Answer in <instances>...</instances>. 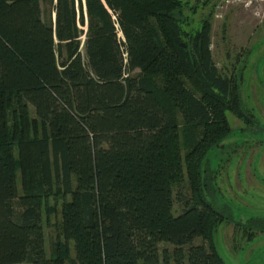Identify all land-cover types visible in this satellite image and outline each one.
<instances>
[{"label": "trees", "instance_id": "trees-1", "mask_svg": "<svg viewBox=\"0 0 264 264\" xmlns=\"http://www.w3.org/2000/svg\"><path fill=\"white\" fill-rule=\"evenodd\" d=\"M84 4L82 53L75 0H55L54 25L39 0H0V264H65L67 245L44 249L51 199L75 264H170L160 243L174 245L173 264H225L211 204L192 197L173 212L183 167L198 189L226 112L243 114L234 76L213 62L208 21L187 30L181 0Z\"/></svg>", "mask_w": 264, "mask_h": 264}, {"label": "rangeland", "instance_id": "rangeland-1", "mask_svg": "<svg viewBox=\"0 0 264 264\" xmlns=\"http://www.w3.org/2000/svg\"><path fill=\"white\" fill-rule=\"evenodd\" d=\"M79 1L82 2L83 23L78 21ZM181 1L180 19H185L183 24L187 30L197 29L202 21H208L213 62L222 73L234 76L243 114L226 112L227 134L211 144L199 159L198 189L183 167L182 176L172 189L173 212L180 214L184 201L192 203V197L203 198L216 213L211 238L222 261L225 264H264V233L256 231V220L264 217V0ZM54 4L55 0H39L42 18L53 25ZM75 7L77 27L81 30L77 39L84 53L88 14L84 0H75ZM63 52L66 54V47ZM136 73L138 70L132 75ZM187 86L194 91L188 82ZM30 114L35 117L32 107ZM183 126L179 118L182 156L186 151ZM18 187L20 194V184ZM11 204L14 212L19 213L17 198ZM41 225L47 257L55 255L59 246L64 249L67 245L65 264H75L74 243H66L62 234L60 199H51L43 208ZM202 243V238L198 237L182 249L187 251L191 245ZM174 248L170 243L159 244V252L166 250L169 254L170 264H173Z\"/></svg>", "mask_w": 264, "mask_h": 264}, {"label": "flooded vegetation", "instance_id": "flooded-vegetation-1", "mask_svg": "<svg viewBox=\"0 0 264 264\" xmlns=\"http://www.w3.org/2000/svg\"><path fill=\"white\" fill-rule=\"evenodd\" d=\"M260 184H261V182H260ZM260 189H261V185L259 186V191H260ZM256 221H257L256 231H258L260 234H263L264 233V217H259Z\"/></svg>", "mask_w": 264, "mask_h": 264}]
</instances>
